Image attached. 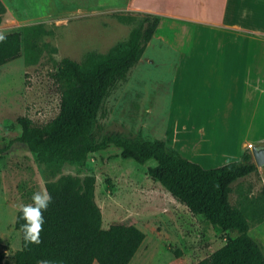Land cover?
Segmentation results:
<instances>
[{
	"label": "rangeland",
	"instance_id": "374dc122",
	"mask_svg": "<svg viewBox=\"0 0 264 264\" xmlns=\"http://www.w3.org/2000/svg\"><path fill=\"white\" fill-rule=\"evenodd\" d=\"M3 1L7 12L0 24V34L42 23L50 33L43 36L41 44L48 43L57 51L46 48L36 64H27L22 56L0 66V252L5 255L1 264H14L15 253L21 248V232L15 227L21 205L31 204L33 193L47 191V182L69 179L95 182V201L101 209L103 227L132 224L146 234L130 264H197L223 246L227 233L208 224L153 178L148 172L152 162L141 165L122 159L115 148L91 154L84 164L63 159L49 161L17 139L22 132L18 117L27 116L42 125L59 113L62 89L53 77L57 62L65 57L81 61L89 51H108L117 42L128 39L134 27L122 23L116 14L145 12L131 9V0ZM181 28L187 33L191 30L189 25L172 18L161 24L140 61L111 86L98 113L97 136L118 132L162 138L198 162L209 155L216 157L217 153L198 148L200 143H195L196 147L190 143L186 153L179 145L178 133L181 139L192 132L219 135L227 119L235 137L250 127L248 122L255 124L250 132H243L254 141L245 144L244 152L251 151L253 145L264 146V35L262 42L246 46L247 68L249 62L258 63L262 58V77L257 70L248 69L244 89L235 77L234 90L228 91L229 102H225V82L219 81L229 67L224 58L215 63L214 76L210 73L195 80L197 89L192 97L190 84L185 80L177 85L179 90L174 96V75L180 59L174 39L178 32L177 41L186 36ZM196 32L198 36L209 35L205 31L200 35L201 29ZM217 45L210 42L203 47L212 49ZM184 48L190 51L192 46ZM219 52V57H224L221 46L214 54ZM201 55L198 65L205 70L207 51H201ZM228 79L233 82V78ZM252 133L258 134L256 139ZM233 159L220 157L210 165L238 160ZM259 171L232 185L231 200L246 208L250 234L264 250V166Z\"/></svg>",
	"mask_w": 264,
	"mask_h": 264
},
{
	"label": "trees",
	"instance_id": "16d2710c",
	"mask_svg": "<svg viewBox=\"0 0 264 264\" xmlns=\"http://www.w3.org/2000/svg\"><path fill=\"white\" fill-rule=\"evenodd\" d=\"M7 12L0 0V24ZM125 24H134L128 39L119 41L106 52L89 51L81 61L69 57L56 64L53 77L62 89L60 111L49 122L37 125L20 116L18 141L49 161L69 160L86 163L90 155L111 148L118 156L148 165L149 174L168 191L201 215L213 227L226 232V243L197 264H264L262 245L250 234L244 205L231 200L232 185L241 178L259 173L253 154L219 166L206 167L183 155L165 139H149L110 132L98 137V113L111 86L141 59L153 38L161 16L151 13H118ZM50 31L42 23L23 26L0 34V66L24 57L36 64L46 48H57L41 39ZM52 196L40 244L24 239L21 211L15 227L21 232V248L14 264H130L145 241L146 234L132 224L117 223L103 227L100 207L95 201V182L69 179L49 181ZM264 207V205H263ZM5 255L0 252V264Z\"/></svg>",
	"mask_w": 264,
	"mask_h": 264
},
{
	"label": "crops",
	"instance_id": "0c3cea01",
	"mask_svg": "<svg viewBox=\"0 0 264 264\" xmlns=\"http://www.w3.org/2000/svg\"><path fill=\"white\" fill-rule=\"evenodd\" d=\"M131 9L160 15L161 22L159 26L166 20L172 18L174 21L183 22L191 28L189 33L181 28V31H184L186 35L181 41H177L179 32L174 39L175 50L180 53L179 65L174 75V96H176V91L178 93L179 90V88L177 90V85L185 80L188 85L190 84L192 97L195 89H197L196 84L198 81L195 80L202 75L208 77L210 73L214 76L216 72L214 70L215 63L223 58L229 62V67H226L228 71L223 77H219V81L225 82V86H223V93L225 91V95H228L229 90L230 92L234 90L232 85L234 86L235 77L237 78L236 82L240 83L241 88H245V77L247 76L248 69V72H255L257 70L259 73H257V75L262 77L260 68L262 58L258 63L254 61L249 62L247 68L248 63L246 64V54L249 48H246V46L247 44L251 46L254 42L263 41L264 0H131ZM196 29H201L203 31L199 33L200 35L203 34L204 31L209 35L198 36L197 32L194 33ZM185 37H189L190 41ZM210 42H212V44H218L217 47L215 48L213 46L212 49H204L203 46H208ZM189 45H191L192 48L190 51H187L184 47ZM220 46L222 47V54L224 57H219L221 51L214 54V50L220 49ZM203 50L207 51L206 58L208 63L205 70L198 65L202 60L201 51ZM185 51L187 52L185 53ZM228 78H233V82ZM260 93L261 90L259 91L258 97L259 107H261L260 104L262 99ZM229 98L230 96L228 95L227 97L225 96L223 100L229 102ZM239 120L242 124L244 123V120ZM251 122L252 121L248 122L250 127L242 129V132L238 134L237 137L234 136V130L229 127V120L225 119L223 123L224 130L219 135L212 133L210 136L206 132L205 135L201 136L192 132L188 134L185 139H181L178 133L179 138L177 139L180 142L179 145L186 153L188 152L190 143L192 147H196L195 143H200L197 145L198 148L202 146L207 148L210 154L217 153L216 157L209 155L204 157V160L198 161L204 166L213 167V165L210 164L217 158L221 157V159L226 160L234 158L233 160H235L243 157L245 144L247 142H254L250 139L251 135L243 134L244 131L250 132L254 128L255 124ZM193 126L199 128L200 125L196 126L194 124ZM256 136H258V134H253L252 138L256 139ZM235 139H237V142L234 141ZM189 159L197 161L191 156H189Z\"/></svg>",
	"mask_w": 264,
	"mask_h": 264
},
{
	"label": "clouds",
	"instance_id": "9594fccd",
	"mask_svg": "<svg viewBox=\"0 0 264 264\" xmlns=\"http://www.w3.org/2000/svg\"><path fill=\"white\" fill-rule=\"evenodd\" d=\"M4 38L0 35V40ZM31 199L33 201L31 204L21 205L20 207L21 219L25 221L21 225V229L26 242L40 244L42 242L41 232L46 223L43 213L47 211L52 202V196L48 191L42 190L33 193Z\"/></svg>",
	"mask_w": 264,
	"mask_h": 264
},
{
	"label": "water",
	"instance_id": "95a60500",
	"mask_svg": "<svg viewBox=\"0 0 264 264\" xmlns=\"http://www.w3.org/2000/svg\"><path fill=\"white\" fill-rule=\"evenodd\" d=\"M254 162L258 167L264 166V146H252Z\"/></svg>",
	"mask_w": 264,
	"mask_h": 264
}]
</instances>
